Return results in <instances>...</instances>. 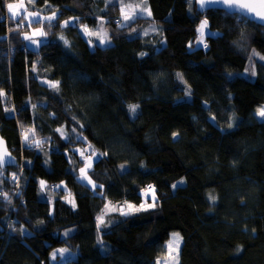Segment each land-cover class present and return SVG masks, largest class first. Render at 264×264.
Segmentation results:
<instances>
[{
	"label": "trees",
	"instance_id": "trees-1",
	"mask_svg": "<svg viewBox=\"0 0 264 264\" xmlns=\"http://www.w3.org/2000/svg\"><path fill=\"white\" fill-rule=\"evenodd\" d=\"M10 1L0 0V134L22 170L11 186L0 168V190L18 197L0 202V264H51L64 246L76 249L68 264H156L171 231L181 264H264V26L200 13L194 0H132L150 14L128 24L114 21L120 1L35 0L54 17L12 21ZM100 21L109 45L79 30ZM32 30L48 41L31 46ZM86 143L100 157L85 179L72 147ZM57 177L67 191L51 189ZM109 202L154 207L104 231Z\"/></svg>",
	"mask_w": 264,
	"mask_h": 264
},
{
	"label": "rangeland",
	"instance_id": "rangeland-1",
	"mask_svg": "<svg viewBox=\"0 0 264 264\" xmlns=\"http://www.w3.org/2000/svg\"><path fill=\"white\" fill-rule=\"evenodd\" d=\"M112 1H120L123 3V5L121 6V9H122L121 17H120L121 18V21H120L121 24H128L131 21V19L137 15H148L149 14V9H147V8L141 9L138 5L133 4L132 0H127V2H125L124 0H112ZM10 3L14 4V5H22V7H19L18 9H16V11L18 12V15H16V16H13L7 7L6 15H4L6 20H8V18L10 16V17H12V21H15V19H17L22 14L25 17V19H24L25 21H34V20L47 19L49 17H52V18L54 17V14H49V15L44 14V13H42V11L38 7L34 6L35 0H13V1H10L8 4H10ZM125 16L129 17V19L125 20L124 19ZM65 22H67V24L74 23V19L71 18V19L65 20L63 22L64 25L66 24ZM96 27L98 29L96 31H94L95 34L93 33V28H91L87 25H85L84 27L80 26L79 30H80L81 34L84 35L86 40L91 41L93 43V45L94 44H99L102 46L109 45L111 43L110 39L108 38L109 31L104 28V23L102 21H100L96 25ZM85 28L87 29V31H85ZM205 28H204V31H205ZM151 30H154V27H151ZM38 33H40V31H38V30H35V31L32 30L31 32L24 33V37H25V35H28L29 37H31L30 40H27L31 46L38 45L40 42H44L47 40V38L43 37L42 35H40ZM101 39H103L105 42L101 43ZM31 40H36V41H38V43L33 44L32 42H30ZM241 74L248 77V78H251V79L254 78V74L249 73V71L247 69L244 70ZM262 108H264V104L262 106L258 107L257 110H255L256 115L261 119L264 117H262L258 114V110H260ZM64 138L68 139V137L66 135L64 136ZM83 140L85 141L84 138H83ZM72 149L76 152V156H77L76 162L77 163H80V162L83 163L82 168H85L87 163H89V162L92 163L100 157V153L97 150L93 149L89 143H86L84 145H75L72 147ZM14 169H16V170H14ZM7 170H8V174H11L9 177V181L11 183V186H13V178L17 172L22 170V167L19 163H17L14 166L8 167ZM53 177L56 178V176H53ZM54 178H51V181L54 183L51 189L52 190L62 189L64 191H67L66 186H65L64 182L62 181V179L59 177H57V179H54ZM41 181L44 182L43 190L41 188ZM46 186H48L47 182H45L44 180H40L39 192L41 195H44V188ZM91 187L94 188L93 185H91ZM51 194L47 198L50 201H52V199H53ZM64 198L68 202L73 203V199L70 195L66 194ZM17 199H18V197L16 194H14V196H11L9 193H7L3 190L2 191L0 190V202L7 201L9 204H11L12 202H15V200H17ZM142 205H144L143 208H141ZM148 205H151V204H146V205L145 204H139V205H132V206L134 208H137L140 210H149L152 207H148ZM128 206L129 205L125 206L122 209L115 202L107 203L100 213V216H103L104 224L100 225L99 227H101L104 231H106L107 229L113 227L117 222H119V220L122 218V217L117 218V216L119 214H123V213L128 214V213L134 212ZM123 215L125 216V214H123ZM9 216H11V212L9 213ZM8 219L10 220V217ZM12 229L13 228H12V222H11V227L9 229H5V230L10 232V231H12ZM176 233H178V232L171 231L169 239L164 243V246H163L164 251L161 250L160 253L158 254V257H156L154 259L156 264H181L182 263L180 252H181V249L183 246V237L180 235V233H178L180 236V242H179L178 250H172L169 248L170 242H173V235ZM61 249H63L64 251L63 252L58 251ZM173 249H175L174 243H173ZM54 252L56 253L55 259L52 258V254ZM75 254H76V249H74V250L69 249L68 247H65V246L64 247H56L55 249L52 250V252H50L49 261L51 264H68L70 261H72L76 258Z\"/></svg>",
	"mask_w": 264,
	"mask_h": 264
},
{
	"label": "snow or ice",
	"instance_id": "snow-or-ice-1",
	"mask_svg": "<svg viewBox=\"0 0 264 264\" xmlns=\"http://www.w3.org/2000/svg\"><path fill=\"white\" fill-rule=\"evenodd\" d=\"M208 2L210 3H223L226 5V7L228 9H236L237 11H243L245 13H254V17L253 18H258L259 20L261 21H264V12H261V11H256L254 7L250 6V4L248 3H244V2H241V0H208ZM259 4L261 6H264V0H259ZM204 6V0H202V3H201V7ZM9 11L12 13L13 16H16L18 15V12L16 11V9H18L19 7H22V5H14V4H8L7 5ZM150 14V13H149ZM47 19H52V17H49ZM125 20L129 19V17L125 16L124 17ZM67 24V22H65ZM207 26V21H204L202 22L201 24V27L199 29L200 33H201V43H203V36H204V28ZM85 31H87V29L85 28ZM40 35H43L42 32L38 33ZM209 35H213L212 33H209ZM25 40H30L31 37H29L28 35H25L24 37ZM31 42L33 44H37L38 41L36 40H31ZM105 41L103 39H101V43H104ZM262 59H264V57H262ZM254 74V73H253ZM53 87H55V85H52ZM136 107L135 105L131 106V111L132 112H135L136 111ZM258 114L262 117H264V108L258 110ZM25 139L27 140L28 137L25 136ZM91 167V163H87L85 168H82L80 171H81V174H82V177L84 178H87L86 176V171L88 168ZM89 183H92L91 180H89ZM43 186H44V182L41 181V188L43 190ZM94 188L96 187L95 185H93ZM151 187V186H149ZM210 199L212 200H215V197H210ZM154 205H148V207H152ZM73 207H75V205L73 204ZM130 209H132L133 211H139L140 209H137V208H134L132 205H129L128 206ZM144 205L141 206V208H143ZM123 214H127V213H123ZM97 220H98V229H99V226L100 225H103L104 224V219H103V216H100V217H97ZM179 242H180V236L178 233L174 234L173 235V242H170L169 244V248L172 249V250H178L179 248ZM173 243L175 244V249H173ZM60 252H63L64 250L61 249V250H58ZM56 257V253L54 252L52 254V258L55 259Z\"/></svg>",
	"mask_w": 264,
	"mask_h": 264
},
{
	"label": "water",
	"instance_id": "water-1",
	"mask_svg": "<svg viewBox=\"0 0 264 264\" xmlns=\"http://www.w3.org/2000/svg\"><path fill=\"white\" fill-rule=\"evenodd\" d=\"M196 6L199 11H204L208 8H216L224 10L228 13H238L249 20L264 26V21L259 20L258 18H253L254 13H245L243 11H237L236 9H228L225 4L223 3H210L208 0H204V6L201 7L202 0H195ZM241 2L248 3L250 6L254 7L256 11L264 12V6L259 4V0H241ZM17 158L16 156L10 151L7 146L6 140L0 134V168L5 169L6 167H11L16 165Z\"/></svg>",
	"mask_w": 264,
	"mask_h": 264
},
{
	"label": "bare ground",
	"instance_id": "bare-ground-1",
	"mask_svg": "<svg viewBox=\"0 0 264 264\" xmlns=\"http://www.w3.org/2000/svg\"><path fill=\"white\" fill-rule=\"evenodd\" d=\"M194 1H195V0H194ZM195 5H196V2H195ZM196 8H197V6H196ZM209 9H216V8H208V9H205L204 11H202V12L199 11V9L197 8L198 12H200V13H204L205 11H207V10H209ZM219 10H221V9H219ZM114 21H116V22L121 21V18L116 17ZM119 23H120V22H119ZM84 26H85V25H84ZM84 26H82V27H84ZM90 45H92V43H90ZM17 163H18V161H17ZM17 163H16V164H17ZM5 169L7 170L8 167H6ZM149 186H150V185H149ZM149 186H148V187H149Z\"/></svg>",
	"mask_w": 264,
	"mask_h": 264
},
{
	"label": "built area",
	"instance_id": "built-area-1",
	"mask_svg": "<svg viewBox=\"0 0 264 264\" xmlns=\"http://www.w3.org/2000/svg\"><path fill=\"white\" fill-rule=\"evenodd\" d=\"M15 179V178H14Z\"/></svg>",
	"mask_w": 264,
	"mask_h": 264
}]
</instances>
